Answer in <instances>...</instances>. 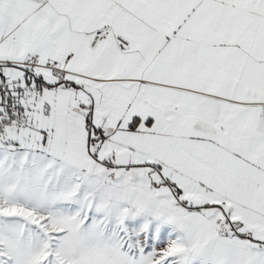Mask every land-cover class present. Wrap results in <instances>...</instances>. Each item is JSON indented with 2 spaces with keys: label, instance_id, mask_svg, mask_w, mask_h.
<instances>
[{
  "label": "snow or ice",
  "instance_id": "obj_1",
  "mask_svg": "<svg viewBox=\"0 0 264 264\" xmlns=\"http://www.w3.org/2000/svg\"><path fill=\"white\" fill-rule=\"evenodd\" d=\"M0 264H264V0H0Z\"/></svg>",
  "mask_w": 264,
  "mask_h": 264
}]
</instances>
